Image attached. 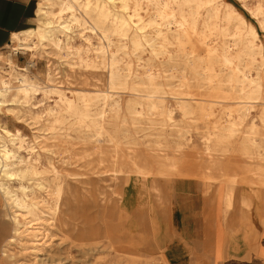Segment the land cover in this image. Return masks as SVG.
<instances>
[{
    "label": "rangeland",
    "instance_id": "rangeland-1",
    "mask_svg": "<svg viewBox=\"0 0 264 264\" xmlns=\"http://www.w3.org/2000/svg\"><path fill=\"white\" fill-rule=\"evenodd\" d=\"M90 1L92 3L90 6H92L95 0ZM131 1L128 4L129 9H126L121 7L119 2L113 4V2L101 0L111 10L109 21L118 24L121 17L130 24L136 21V33L139 36L144 35L146 39H148L147 36L150 39L156 36L155 31L147 27L148 22L157 15L155 6H152L154 4ZM224 1L234 7L239 15L255 28L260 43H263L264 31L256 19L244 8V3L241 0ZM134 2H137L135 7H138L136 10L139 11H135V13L139 16L133 15ZM85 4L86 0L85 2L78 0L72 16L68 12L58 15L60 1L52 0L50 10L58 16V22L54 29L59 32H51L52 37L45 34L47 40H44L42 45L36 43V40L33 41L36 44L35 66L30 68L29 76L43 86L48 84L47 81L50 78L51 85L63 90L64 95L71 99L68 110L70 112L63 107L59 95H51L52 97L50 96L48 101L51 106L54 104V100L58 104L52 115L44 112L41 93L34 96L22 95L19 98L23 101V105H10L0 109V128L10 131L19 130L28 139L29 145L40 153L42 163H46L45 149L54 145L57 151H53L48 157L63 172L85 173L86 178L89 179L92 172L107 171L112 166L113 160L117 159L116 168L118 170L121 168L124 170L125 167L135 170L133 164L138 163L139 166H145L151 172H157V175L154 177L155 180H144L134 174L129 176L130 188L123 192L120 191V193H124L123 199L112 193L109 173L94 175L91 189L79 190L77 199L70 206H60L65 223L60 225L58 223L57 226L52 221L53 201L51 202L50 198L44 203L34 200L36 209L34 207L33 216L24 214V210H18L19 214L24 215L27 227H30V230L36 235L34 248L23 247L24 242L14 243L7 252V258L1 255L0 248V264H169L167 260L164 262L161 256L165 246L172 238L169 221L171 206L169 205L171 201L170 187L174 180L194 178L201 184L224 188L228 182L222 175L232 172L236 174L237 179L234 185L252 188L255 184L254 188L262 187L260 171L264 169V160L259 159L262 153L256 148L253 140L259 143L261 141L259 139L264 134V119L260 118L261 113L264 112V95L262 97L263 106L259 105L257 109L250 111L246 110L244 105L235 102L237 100L232 95H224L227 98L224 101L210 95V88L204 81L207 72L213 71L215 74L216 71L218 81L214 85L220 83L225 91L233 90L234 94L239 89V77L219 61L215 60V63L207 61L206 55L202 63L196 60L189 61L187 54L190 46L195 47L197 53L200 54L201 45L191 42L192 44L189 43L185 49H182L176 44L174 34L168 35L169 43L166 49L161 47L162 40L157 36L156 40H148L150 44L142 37L139 46H135L132 42L135 28L130 29L125 37L119 32L121 35L116 37L113 54L107 52L104 42L99 41L98 35H95L91 30L92 22L85 11L91 18H95V13L91 10L92 7L88 8ZM172 7L176 9L174 3ZM225 11L224 7L217 11V15L219 14L218 17L221 19V22L217 23L222 26L218 31L213 32L214 37L220 40L219 47L226 49L229 40H235L238 45L237 52L241 57L240 64H243L244 59L247 60L246 69L252 77L256 74L261 76L264 88V62L258 58L261 52L255 46L248 48L246 40L242 37L232 39L229 34L232 33L239 20L234 14L226 17ZM192 12V5L183 4V15L187 19L190 20ZM206 14L207 12L202 10L197 17L202 21V17L205 18ZM73 16L77 19L76 21L72 20V23L70 20L73 19ZM109 21L104 23L105 27L110 25ZM213 23H215L214 17L209 21L210 27L213 26ZM66 24H71V30L64 29L63 26ZM35 26L36 19L33 27ZM199 29L202 30V27ZM53 37V40L59 37L63 40L62 48H53V43L50 40ZM89 43L91 44L89 45ZM152 44L154 45L153 49ZM219 51L222 52V49L219 48ZM7 52L11 53L6 49L3 54ZM13 58L17 67L26 68L29 61L27 54L18 53L13 55ZM87 58L91 59V65L90 62H87ZM250 58L251 60H249ZM0 66L5 67L1 62ZM228 70L231 72L229 73ZM110 80L113 82L114 92L110 96L111 117L107 119V122L108 126L112 130L118 131L120 135L121 151L114 153L111 150L112 146L104 145L103 150L106 153L103 157L104 163L97 166V155L90 154V149L93 148L87 146V143L84 144L85 141L92 140L90 137L93 132L84 129L77 118L86 110L90 114H94L93 112L98 107L97 100L93 97L94 92L105 90ZM150 88L155 89L156 93L150 95ZM73 90L87 93V109L83 107L85 102L82 99L81 101L73 93ZM153 104L156 107L153 108ZM36 113L43 115L41 118H36ZM51 120L55 121L54 127L49 125ZM254 123L257 126L255 138L253 133L250 134L252 132L250 127ZM213 127L226 135V142L232 150L230 156L224 157L223 160H219L216 154L212 156L213 158H208L206 154V143L203 136L208 133L209 128ZM243 145L249 148L254 159H249L250 161L242 159L234 152L235 149L241 148ZM67 147L70 155L60 152L62 148ZM258 151L259 153H257ZM155 152H160V154ZM82 157L83 160H80ZM171 157L178 160L179 165L186 166L178 171L171 170L168 166ZM217 160L219 161L217 162ZM164 161L166 162L164 163ZM209 163L214 164L215 167L218 164H224V167L229 166L224 172L216 170L213 172L221 180L212 182L201 177L205 166ZM250 166L252 167L250 168ZM134 178L137 179L134 180ZM61 182L64 188L62 203L66 196V181L62 180ZM4 213H8L7 209H4ZM4 222L6 228L9 225L11 228L10 220H8L9 225L6 220ZM54 226L56 227L54 228ZM27 235L30 237V233ZM37 242L38 244H36Z\"/></svg>",
    "mask_w": 264,
    "mask_h": 264
},
{
    "label": "bare ground",
    "instance_id": "bare-ground-1",
    "mask_svg": "<svg viewBox=\"0 0 264 264\" xmlns=\"http://www.w3.org/2000/svg\"><path fill=\"white\" fill-rule=\"evenodd\" d=\"M59 1H60V6H59L58 15L59 14L61 15L62 12H68L72 16L73 12L75 10V7H77L78 0H59ZM107 1L113 2V4H114V2H119L121 7L129 9L128 4L131 0H107ZM134 1H140V2L143 1V3L144 2H151L154 4L152 6L153 7L155 6L156 11H157V15L148 22L147 27H149L153 31H155V35L157 36V38H161V40H162L161 47L162 48L166 49V47L168 46V43H169L168 35L174 34L175 39H176V44L181 46L182 49L183 48L185 49L187 47V45L191 42L192 43L195 42V43L201 45L202 50H201L200 54L197 53L195 47L190 46L189 52L187 51L189 61L196 60L197 62L202 63L203 58L206 55L207 59H208L207 61H209L211 63L212 62L215 63V60H217L221 64H223L224 66L228 67L232 71L233 74H235L239 77V83H240L239 89L234 94L233 90L225 91L220 83L217 85H214L215 82L218 81L217 77H216V71H215V74L213 71L207 72L204 76V81L208 85V87L210 88V92H209L210 95H212L213 97L216 96L219 98V100H222V101L227 99L224 97V95H232V96H234V99L237 100L235 102H238V104L244 105L245 109L246 110L248 109L249 111L257 109L259 105L263 106V98L262 97L264 95V88L262 85L261 76L257 75V74L253 77L251 76V74L248 72V70L245 67L247 60L244 59L243 64H240L239 60L241 57H239V53L237 52L238 51L237 50L238 45L235 42V40H232V41L229 40V42L226 45V49H225V48H222L221 46L219 47L220 40L216 39L214 37L215 35L213 34V32L218 31L220 29V27L222 26V25L220 26L217 23L218 21L221 22V19L218 17L220 15L219 14L217 15V11L221 7H224L226 9V11H225L226 17H228L230 14H234L237 16V18L239 20L238 23H236V25L234 26L232 33H230L229 35L232 37V39L234 37L244 38L246 40V45L248 46V48H252L255 46L261 52L259 57H258L259 60L264 62V42L260 43L259 36H258V33L256 32L255 28L251 24H248L240 16L238 11L234 7H232L229 3H227L224 0H134ZM241 1L244 3V5H243L244 8H246V10L249 12V14L253 18L256 19L257 23L260 25V27L264 31V0H241ZM51 2H52V0H39L37 10H36V14H35L36 15V18H35L36 19V26L32 27L28 30L23 31L18 35H15V36L13 35L14 36L13 37V44L8 49L11 51V53L7 52L3 56L0 55V62L2 64H4V66H5V67L0 66V109L4 108L6 106H10V105H14V106L17 104L23 105V101L20 100L21 98H19V96H22V95L34 96L38 93L42 94L41 101H42L44 112L51 113V115H52L53 112L56 111V106L58 104H56L55 100H54V104L52 106L48 104L50 96L53 94L59 95L61 97L60 101L64 105L63 107H65L66 111H68L70 108L71 99L69 97H67L66 95H64L63 90H61L60 88H58L54 85H51L52 80L50 78L47 81L48 84L43 86L38 81L37 82L34 81L29 76L30 68L35 66L34 58L36 56V44L33 43V41L36 40V43L41 44L44 40L45 41L47 40L46 35H48L49 37H52L51 32H59V31H57V29H54L55 25L58 22L57 21L58 16H56V13H54L53 11L50 10ZM84 2H85V0H84ZM131 2H133V1H131ZM143 3H141V4H143ZM173 3L175 4L176 9L174 7H172ZM91 4L92 3L90 0H86V4H85L86 7H88V8L92 7L91 10L95 13V18H91L89 16L88 12L85 11L88 8H86L85 10L83 9V10L85 11V14L88 16V18H90V20L92 22L91 30L94 31L95 35H98L99 41L104 42V44L106 46L105 49H107V52L113 54V51L115 50L114 43L116 42V37L121 35V34H122V36L125 37L126 33H128L127 31L130 29L133 30L135 28L134 33L132 35V42L135 46H139V43H141L140 40L142 37L145 38L144 40H147V43H148V40L150 41L151 39L156 38V36H154V37H151V39H150V37L147 36L148 39H146V36H144V35L139 36V34L136 33V30H137V24L135 23L136 21L134 23L130 24L127 20H125L122 17L120 18L118 24L115 22L113 23L112 21H109V18L111 16V10L109 8H107L106 7L107 4L104 5L103 2H101V0H95L93 5L90 6ZM136 4H137V2L133 3V9H132L133 15H135V16L138 15L137 13H135V11H137L136 9L138 8V7H135ZM183 4L188 5V6H190V5L193 6V12H192V16L190 15L191 16L190 20L187 19V17L185 15H183ZM202 10L207 12V14L205 15V18L202 17V21H200L199 18L197 17V15ZM212 17L215 18V23H213V26L210 27L209 21L211 20ZM72 18L73 19H71L70 22H72V20L76 21V19H77L75 16H73ZM67 19H69V18H67ZM106 21L107 22L109 21L110 25L105 27L104 23ZM78 23H79V21L77 22V24ZM234 23H235V21H234ZM70 25L71 24H66V25H64V26L62 25V26L67 31L70 29ZM200 27H202V30L199 29ZM81 28H82V26H81ZM172 29H174V30H172ZM119 32H121V34ZM95 37H97V36H95ZM53 39H54V37L52 39H50L53 43V46H54L53 48H57V49L62 48V41L63 40H61L60 37L56 38L55 40H53ZM50 40H48V41H50ZM90 44L91 43H89V45ZM148 44H150V43H148ZM151 47L153 49L154 45L152 44ZM101 48H102V45H101L100 49ZM219 48L222 49V52L219 51ZM103 49H104V46H103ZM18 53H25L28 55L29 61L27 63L26 68L25 67L20 68V67H17V65H15L13 55H16ZM104 54H105V52H104ZM246 58H248V57L246 56ZM249 60H251V58ZM87 62H90V65H91V59H88ZM104 64H105V62H104ZM231 71H229V73ZM148 72H150V71H148ZM151 72H152V70H151ZM219 74H220V72H219ZM179 82H181V81H179ZM224 82H225V80H224ZM113 92H114V85H113L112 80H110V81H108L107 88L105 90L94 92L95 94L93 97L96 98L97 104H98L96 111L93 112L94 114H90L86 110L85 113H83L82 115H80L77 118V120L82 124L84 129L93 132V135L90 137V138H92V140L89 142L85 141L84 144L87 143L86 144L87 146H91V148H93V149H90V154L93 153V154L97 155V163H96V164H98L97 166H100L104 163L103 157L106 155V153L103 150L104 145L109 144L110 146H112L111 150L114 153L121 151V144H120V140H119L120 135H119L118 131L112 130L108 126V122H107V119H109L111 117L109 105H110V98H111L110 96ZM73 93L77 97H79L80 100L82 99L85 102V106H83V107L85 109H87V106H86V104L88 102V98L86 96L87 93H85L84 91H81V90H73ZM154 93H156V90L153 88L152 89L150 88L149 94L153 95ZM56 99H58V98H56ZM215 103H217V102H215ZM152 106H153V108L156 107L155 104H153ZM68 112H70V111H68ZM90 112H92V111H90ZM42 115L36 113L35 117L41 118ZM47 116H48V114H47ZM57 116H59V115H57ZM231 118L233 119L232 116H231ZM260 118H261V120L264 119V112L261 113ZM227 119H229V118H227ZM234 122H235V120H234ZM239 124H240V122H239ZM49 125L51 127H54L55 121L51 120L49 122ZM121 127H123V126H121ZM256 127L257 126L255 123L252 124V126L250 127L252 132L251 133L249 132L250 134L253 133L254 138L256 136V130H257ZM179 131H181V129H179ZM238 131H239V129H238ZM153 132H155V131H153ZM179 137H180V135H179ZM203 138H204V141L206 143V154H207L208 158H213L212 156H214L216 154L219 157L218 158L219 160H223L224 157H229L230 153H232V150L230 149V147H228V144L226 142V135L223 132H220L219 130H217L216 127L209 128L208 133L205 136H203ZM27 140L28 139L19 130L10 131L6 128H0V197L3 201L4 209L5 210L7 209V212H8V213H6V218L8 220H10L11 224H12L8 236L2 241V243L0 245L1 255L5 258H7L6 256H7V252L9 251L10 246H12L14 243L18 244V242H24L23 247H25L27 249L28 248H34V246H35L34 242L36 239V238L34 239V237H36V235L33 234L32 230H30L31 229L30 227H27V223L25 222L24 215L18 213V210L21 209V210H24V214L26 213V215L29 214V215L33 216L34 215V207L36 206L34 200H38L40 203H44L47 201L48 198H50L51 202L53 201L52 206H54V208L52 209L53 210L52 221H53V224L57 226L58 223H59V225L65 223V220H63V218H62L60 206H70L73 203V201L77 199L79 190L91 189L93 186L92 182L94 179L93 178L94 175H99L98 173H101V174L102 173L103 174L109 173V180L111 182L110 183V189L112 190L113 194L120 196L121 199L124 198L123 197L124 193H120V191L122 190L121 192H123L125 190H128V188H130V186H129V178L130 177L129 176H133V174H134V176H137V177L144 179V180H146V179L155 180L154 177L157 175V172L156 173L151 172L147 167L139 166L138 163L133 164L135 170H131L130 168H126V167L124 170H121L122 168L120 170H118L116 168V166H117L116 160L117 159H114L112 166L108 170L106 169L107 171H102V170L97 171V172L94 171V172H92V176L89 179H87L86 178L87 175L85 173L81 174V173H77V172H72V173L67 172V171L63 172L59 168H57V166L52 162L50 157H48L49 154L53 153V151L54 152L57 151V149L55 148L54 145H50L48 149H45V151H46V163H42L41 162L42 157H41L40 153L34 147H31ZM259 140H261L259 143H257L256 140H253V143L255 144L256 148L259 151H261L262 154L260 155L259 159H262L261 161H263L264 160V134L262 135V137ZM78 143H80V142H78ZM86 145H84V146H86ZM137 147H139V146H137ZM259 151L257 153H259ZM60 152L64 153V154L69 153V155H70V151L68 150V147L62 148L60 150ZM234 152L239 157H241L242 159H248V160L254 159V156L251 155V153L249 152V148L247 146L243 145L241 148L235 149ZM134 153H135V151H134ZM155 153L160 154V152H155ZM185 153H186V151H185ZM195 153H197V152H195ZM175 157H177V155ZM80 160H83V157ZM219 160H217V162ZM169 161L170 162H169L168 166L170 167L171 170H174V171L181 170L182 168H184L186 166V165H182V164L179 165L177 162L178 160L176 161V159L174 157H171L169 159ZM64 162L66 163V161H64ZM68 162H69V160H68ZM165 162L166 161H164V163ZM228 167H229L228 165H226L224 167V164H218V166L215 167L214 164L209 163L205 166V170L202 173L201 177L207 181H212V182L216 181L217 182L220 178H218L215 175V173H213V172L215 170L218 172H224ZM251 167L252 166H250V168ZM225 175H222V177H224V178L226 177V182H228V185L230 187H232L237 180L236 174L231 172V173H226ZM260 176H261V180H262V182L260 183L262 186L261 189H264V169H262V171H260ZM123 177H126V178H123ZM224 178H223V180H224ZM136 179L137 178H134V180H136ZM256 179H257V177H256ZM62 180L66 181V187H65L66 196L64 198V201L61 203V199L63 196L62 194H63V190H64V188L62 186V182H61ZM257 181H259V180H257ZM249 183H250V180H249ZM251 184L253 185L254 183H251ZM255 186L256 185L254 184L252 188H254ZM118 191H119V193H118ZM126 193L128 194V192H126ZM35 209H36V207H35ZM34 219H35V217H34ZM56 226H54V228ZM26 232L30 233V237L27 235ZM49 232H48V234H49ZM24 233H26V234H24ZM36 244H38V242ZM40 251H41V248H40ZM41 253H42V251H41Z\"/></svg>",
    "mask_w": 264,
    "mask_h": 264
},
{
    "label": "crops",
    "instance_id": "crops-1",
    "mask_svg": "<svg viewBox=\"0 0 264 264\" xmlns=\"http://www.w3.org/2000/svg\"><path fill=\"white\" fill-rule=\"evenodd\" d=\"M38 2L0 0L1 56L15 35L35 25ZM170 191L172 238L161 256L164 262L264 264V189L237 185L216 188L194 178H178ZM2 210L0 197V245L10 231Z\"/></svg>",
    "mask_w": 264,
    "mask_h": 264
}]
</instances>
